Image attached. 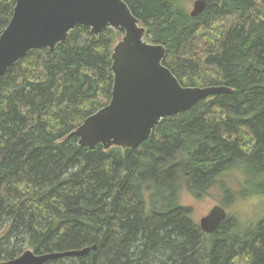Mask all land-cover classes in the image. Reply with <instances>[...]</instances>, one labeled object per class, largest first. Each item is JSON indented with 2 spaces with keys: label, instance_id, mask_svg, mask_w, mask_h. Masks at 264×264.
Listing matches in <instances>:
<instances>
[{
  "label": "trees",
  "instance_id": "16d2710c",
  "mask_svg": "<svg viewBox=\"0 0 264 264\" xmlns=\"http://www.w3.org/2000/svg\"><path fill=\"white\" fill-rule=\"evenodd\" d=\"M188 1L125 0L181 85L229 91L161 119L136 148L74 134L110 99L121 30L79 25L0 78V262L94 245L44 264H264V217L204 233L183 202L236 162L264 188V0H205L193 17ZM13 6L0 0V34Z\"/></svg>",
  "mask_w": 264,
  "mask_h": 264
},
{
  "label": "water",
  "instance_id": "95a60500",
  "mask_svg": "<svg viewBox=\"0 0 264 264\" xmlns=\"http://www.w3.org/2000/svg\"><path fill=\"white\" fill-rule=\"evenodd\" d=\"M11 17L0 34V78L10 66L32 49L54 50L77 26L98 35L105 28L123 35L111 53L113 81L109 101L87 116L75 129L78 144L104 149L112 146L136 148L151 135L161 119L193 107L212 94L225 93L222 86H183L162 63L166 49L144 39L145 28L125 0H13ZM205 0H194L189 11L196 16ZM227 212L219 204L201 216L198 225L212 233ZM93 246L66 251L35 253L26 249L0 264H44L68 256H81Z\"/></svg>",
  "mask_w": 264,
  "mask_h": 264
},
{
  "label": "clouds",
  "instance_id": "9594fccd",
  "mask_svg": "<svg viewBox=\"0 0 264 264\" xmlns=\"http://www.w3.org/2000/svg\"><path fill=\"white\" fill-rule=\"evenodd\" d=\"M233 168L235 177L221 176L219 194L237 224L246 228L264 217V188L257 186L241 162H236Z\"/></svg>",
  "mask_w": 264,
  "mask_h": 264
},
{
  "label": "rangeland",
  "instance_id": "374dc122",
  "mask_svg": "<svg viewBox=\"0 0 264 264\" xmlns=\"http://www.w3.org/2000/svg\"><path fill=\"white\" fill-rule=\"evenodd\" d=\"M193 1L194 0L188 1V4H187L188 11L191 10ZM122 35H123V32H122ZM122 35L119 37V39L116 42H118L121 39ZM115 43H114V45H115ZM231 176L234 177L233 174ZM183 202L187 205H190L193 208V217H194L196 222H198L200 217L205 215L208 212V210L215 204H219V205L223 206L224 209L227 211V214L229 216H231L227 207L225 206L224 202L222 201V199L220 197L219 184L212 186L208 190V193L206 194L205 197L200 198V199H193V198L185 196L183 198Z\"/></svg>",
  "mask_w": 264,
  "mask_h": 264
},
{
  "label": "bare ground",
  "instance_id": "6f19581e",
  "mask_svg": "<svg viewBox=\"0 0 264 264\" xmlns=\"http://www.w3.org/2000/svg\"><path fill=\"white\" fill-rule=\"evenodd\" d=\"M207 86H222V87H227V88H229L228 86H225V85H207ZM203 87H205V86H203ZM219 94V93H218ZM212 95H216V94H212ZM210 96V95H209ZM208 97V96H207ZM140 145V144H139ZM138 145V146H139ZM137 146V147H138ZM183 169V168H182ZM192 189V188H191Z\"/></svg>",
  "mask_w": 264,
  "mask_h": 264
}]
</instances>
